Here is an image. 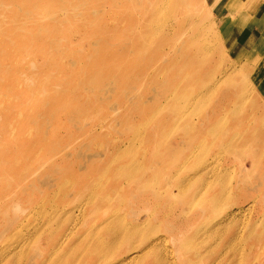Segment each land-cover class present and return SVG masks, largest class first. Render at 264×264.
<instances>
[{
  "label": "rangeland",
  "instance_id": "1",
  "mask_svg": "<svg viewBox=\"0 0 264 264\" xmlns=\"http://www.w3.org/2000/svg\"><path fill=\"white\" fill-rule=\"evenodd\" d=\"M256 1L0 0V264H264ZM136 222L127 247L95 253Z\"/></svg>",
  "mask_w": 264,
  "mask_h": 264
},
{
  "label": "bare ground",
  "instance_id": "2",
  "mask_svg": "<svg viewBox=\"0 0 264 264\" xmlns=\"http://www.w3.org/2000/svg\"><path fill=\"white\" fill-rule=\"evenodd\" d=\"M178 72V71H177ZM177 72H176V74H177ZM197 73V72H196ZM178 75V74H177ZM194 75H195V73H194ZM172 78H173V76H172ZM170 80H172V79H170ZM170 82V81H169ZM172 82V81H171ZM198 86V88L203 92V91H205V90H207V89H209L211 86H208V84L206 85V84H202V83H200V84H198L197 83V85H193V88L194 87H197ZM201 87V88H200ZM190 88V87H189ZM201 91H199V92H197V93H195L196 95H199V93H201ZM242 93V92H241ZM172 95L171 96H169L168 97V99L169 100H174L175 102H176V100H178V99H180L179 97H180V95H173V93H171ZM167 95V94H166ZM240 96H241V94H240ZM181 98H182V96H181ZM204 98V97H203ZM241 98H243V93H242V97ZM240 98V99H241ZM167 99V98H166ZM166 99H164V100H166ZM159 100V99H158ZM157 100V101H158ZM199 100V99H198ZM156 101V102H157ZM168 101V100H167ZM179 101V100H178ZM192 101H194V99L193 100H191L189 103H191ZM155 102V101H154ZM162 103V102H161ZM163 103H165V101L163 102ZM168 103V102H167ZM172 103V102H171ZM196 103H198L197 101H196ZM160 104V103H159ZM176 104V103H175ZM178 104V103H177ZM194 104V103H193ZM237 104V103H236ZM162 105V104H161ZM168 105H171V104H168ZM222 105V104H221ZM150 106V105H149ZM159 106V105H158ZM157 106V107H158ZM164 106V105H163ZM174 106V103H172V107ZM238 106H239V104H238ZM156 107V106H155ZM162 107V106H161ZM165 107H167V105H165ZM170 107V106H169ZM223 107V106H222ZM159 108V107H158ZM158 108H156V110L158 111ZM175 108V107H174ZM223 108H225V107H223ZM258 108V107H257ZM161 109V108H160ZM164 109V108H163ZM169 109V108H168ZM256 109V108H255ZM166 110V109H165ZM165 110H164V112H165ZM149 111V110H148ZM163 111V110H162ZM167 111V110H166ZM182 111H183V108L181 107V108H175L174 110H173V112L174 113H176L175 115H177L178 114V116H176V119L179 117H181L182 115H179V114H182ZM154 112V111H153ZM169 112V111H168ZM148 113V112H147ZM165 114V113H164ZM154 114H152V116H153ZM168 115V114H167ZM175 115H173V118H175L174 116ZM212 115V114H211ZM165 116V115H164ZM169 116V115H168ZM168 116H167V118H168ZM171 117V116H170ZM186 117V116H185ZM209 116L207 115V118H208ZM156 118V117H155ZM172 118V117H171ZM182 119H183V117H182ZM185 119V118H184ZM169 120H170V118H169ZM152 121V120H151ZM163 121V120H162ZM165 121V120H164ZM155 126V125H154ZM155 128V127H154ZM185 128V127H184ZM186 129V128H185ZM188 129H189V127H188ZM191 129V128H190ZM156 130V129H155ZM182 130H183V128H182ZM180 131H181V129H180ZM185 133H187L186 132V130L184 131ZM154 135V134H153ZM152 136V135H151ZM152 138H154V137H151V140H152ZM186 141V140H185ZM187 142H189L190 143V141L188 140ZM173 143V142H172ZM185 145V144H184ZM231 144H229V146H230ZM233 145V144H232ZM231 145V146H232ZM228 146V145H227ZM129 147V146H128ZM166 147V146H165ZM130 148V147H129ZM180 148V147H179ZM126 149V148H125ZM127 151H128V149H126ZM131 150V149H130ZM162 150V149H161ZM164 150H165V148H164ZM166 150H167V148H166ZM177 150V149H176ZM179 150V149H178ZM181 150V149H180ZM212 150V149H211ZM167 152V151H166ZM174 152V151H173ZM171 154V153H170ZM173 154V153H172ZM178 154V153H177ZM168 155V154H167ZM174 155V154H173ZM181 155V154H180ZM176 156V155H175ZM174 156V157H175ZM178 156H179V154H178ZM115 157V156H114ZM167 157V156H166ZM171 157H173V156H171ZM177 157V156H176ZM163 158V157H162ZM165 158V157H164ZM191 158V157H190ZM115 159V158H114ZM168 159H169V157H168ZM187 159V158H186ZM111 162V161H110ZM115 162V161H114ZM187 162V161H186ZM109 164H111V163H109ZM113 164V163H112ZM186 164V163H185ZM105 165H107V163L105 164ZM202 166V165H201ZM58 167V166H57ZM108 167V166H107ZM128 168L126 169V170H122V173L123 172H126L125 174H123V175H127V176H129V177H132V176H134L135 177V175H133V170L135 171V167L134 166H132V165H128L127 166ZM196 167V166H195ZM195 167H193V168H195ZM197 167H199V166H197ZM59 168V167H58ZM96 169V168H95ZM103 169H105V171H106V168H103ZM189 170V169H188ZM191 170H192V168H191ZM98 171V170H97ZM101 171H102V169H101ZM104 171V170H103ZM158 171V170H157ZM202 171V170H201ZM100 172V171H99ZM193 172V171H192ZM95 173V172H94ZM142 173V172H141ZM146 173V172H145ZM179 173V172H178ZM122 175V176H123ZM142 175V174H141ZM140 175V176H141ZM144 175V174H143ZM218 175V174H217ZM153 176V175H152ZM200 177H202L201 176V174L199 175ZM181 177V176H180ZM196 177H197V175H196ZM195 177V178H196ZM137 178H139V177H137ZM136 178V179H137ZM141 178V177H140ZM198 178V177H197ZM202 178H204V177H202ZM178 180H180L179 178H178ZM203 181H204V179H203ZM184 182L185 183H187V182H189L188 181V178H185L184 179ZM193 182V181H192ZM125 183V182H124ZM167 182L165 181V184H166ZM129 184V183H128ZM179 184V183H178ZM136 185V184H135ZM134 185V186H135ZM142 185V184H141ZM166 186V185H165ZM199 186V185H198ZM145 187V186H144ZM138 188V187H137ZM141 188H143V187H141ZM183 188V187H182ZM136 189V188H135ZM140 190V189H139ZM87 191V190H86ZM138 191V190H137ZM143 191V190H142ZM227 191H229V190H227ZM238 191V190H237ZM195 192H196V190H195ZM194 192V193H195ZM88 193V192H87ZM98 193V192H97ZM140 193V192H139ZM198 193V192H197ZM83 194V193H82ZM85 194V193H84ZM136 194V193H135ZM154 194V193H153ZM202 194H203V192H202ZM227 194H229V192H226V195ZM92 195V194H91ZM196 195V194H195ZM198 195V194H197ZM226 195L225 196H223V197H226ZM134 196V195H133ZM201 196V195H200ZM102 197V196H101ZM131 197V196H130ZM141 197V196H140ZM197 197H199V196H197ZM137 198H138V195H137ZM136 198V199H137ZM151 198V197H150ZM206 198H208V199H210V200H214L215 201V199H216V197L215 196H206ZM140 199V198H139ZM154 199V198H153ZM191 200H194V198L192 199V197H191ZM112 201H114V200H112ZM138 201V200H137ZM142 201V200H141ZM153 201V200H152ZM155 201V200H154ZM221 202V201H220ZM145 203V202H144ZM223 203V202H222ZM222 203H220V204H222ZM128 204V203H127ZM139 204V203H138ZM228 204V203H227ZM88 206V205H87ZM139 206V205H138ZM224 206V204L223 205H221V207H223ZM229 206V205H228ZM220 207V208H221ZM106 208V207H105ZM116 208V207H115ZM229 208V207H228ZM117 209V208H116ZM190 210V209H189ZM188 210V211H189ZM236 211H238V209H234V210H231L230 211V213L228 214V217L227 218H229V216H233V214L236 212ZM101 214V213H100ZM203 215V214H202ZM218 215V214H217ZM221 215V214H220ZM219 215V216H220ZM90 216V215H89ZM119 216V215H118ZM205 217V216H204ZM225 217V216H224ZM237 217V216H236ZM84 218V217H83ZM117 218V217H116ZM120 218V217H119ZM200 218H201V216H200ZM231 218H233V217H231ZM235 220H236V218H234ZM234 219H232V220H234ZM106 220V219H105ZM110 220H111V222L112 221H114V219H112L111 217H110ZM213 220V219H212ZM229 220H230V218H229ZM229 220H226V221H229ZM202 221V220H201ZM243 221V220H242ZM246 221V220H245ZM223 222V221H222ZM232 222H234V221H232ZM231 222V223H232ZM246 222H248V219H247V221ZM226 223V222H225ZM228 223V222H227ZM251 223V222H250ZM250 223H248V226L249 225H251ZM50 224V223H49ZM62 224V223H61ZM61 224H60V226H59V228L61 227ZM112 224H113V222H112ZM222 224V223H221ZM235 224H237V223H235ZM46 225H47V223H46ZM59 225V224H58ZM63 225V224H62ZM89 225V224H88ZM143 225V224H142ZM142 225H140L139 223H135V224H130V223H128V224H121V225H119V229H117V228H115L114 226V228H115V230H114V228L112 227V229L115 231V233L116 234H114V235H117V237H114L113 236V239L112 240H114V238H115V240L114 241H112L109 245H105L104 246V244H102L103 242H101L99 239H98V243L97 244H99V245H95L94 244V246H98V247H96V252L95 253H104V254H102V257L103 258H107V256H108V251H113V250H117V249H121L122 247H125V245H126V247H127V242H125V243H123L122 241L123 240H128V242H129V237H131L133 234L134 235H138V237L140 236V231H141V227L140 226H142ZM220 223L218 224V227L216 226V229H213L212 231H216V233H217V229L219 228V230H220ZM224 225V224H223ZM226 225V224H225ZM225 225L224 226H222V227H225ZM233 225V224H232ZM240 225H241V223H240ZM48 226V225H47ZM228 226V225H227ZM234 226V225H233ZM236 226V225H235ZM247 226V225H246ZM49 227V226H48ZM100 227V226H99ZM106 227V226H105ZM104 226H103V228H105ZM108 227V226H107ZM213 227V226H212ZM242 227H244V225L242 226ZM47 228V227H46ZM59 228H57L56 230H58ZM91 228H93V227H91ZM215 228V227H214ZM227 228V227H226ZM225 228V229H226ZM234 228V227H233ZM235 228H237V227H235ZM48 229V228H47ZM96 229V228H95ZM117 229V230H116ZM225 229H223L224 231H225ZM42 230H43V228H42ZM46 230V229H45ZM44 230V231H45ZM218 230V231H219ZM222 230V229H221ZM223 230H222V232H223ZM106 231H108V230H106ZM110 231H111V229H110ZM173 231V230H172ZM208 231V230H207ZM210 231V230H209ZM211 231V232H212ZM237 231V230H236ZM54 232V231H53ZM62 232V231H61ZM104 232V231H103ZM109 232V231H108ZM111 232H113V231H111ZM142 232V231H141ZM221 232V231H220ZM221 232V233H222ZM235 232V231H234ZM44 233H46V232H44ZM48 233H49V229H48ZM54 233H56V231L54 232ZM54 233H52V234H54ZM106 234H108L107 232H105ZM205 233H208V238L210 237L209 236V234H210V232H205ZM213 233V232H212ZM226 233V232H225ZM236 233V232H235ZM235 233H233V234H235ZM242 233V232H241ZM92 234V233H91ZM110 234V233H109ZM220 234V233H219ZM218 233H217V235H219ZM224 234V233H223ZM40 235V234H39ZM111 235H113V233H111ZM205 235V234H204ZM240 235V234H239ZM42 236V235H41ZM46 236H48V234H46ZM142 236H144V235H142ZM146 236V235H145ZM196 236V235H195ZM233 236V235H232ZM193 237V236H192ZM204 237V236H203ZM202 236H201V238H203ZM206 237V236H205ZM214 237V236H213ZM216 237V236H215ZM220 237V236H219ZM97 238V237H96ZM142 238V237H141ZM161 238V237H160ZM201 238H199V240L201 239ZM212 238V237H211ZM234 237H232V239H233ZM46 239V238H45ZM44 239V240H45ZM145 239V238H144ZM193 239H195V237L193 238ZM196 239H198L197 237H196ZM196 239H195V241H196ZM204 239V238H203ZM205 239H207V238H205ZM204 239V240H205ZM213 239V238H212ZM231 239V238H230ZM54 240V239H53ZM53 240H46V243H47V245H52L53 246V244H54V242L55 241H53ZM83 240V239H82ZM131 240V239H130ZM141 240V239H140ZM142 240H143V238H142ZM146 240V239H145ZM159 240V239H158ZM203 240V241H204ZM234 240H235V238H234ZM103 241V240H102ZM144 241V240H143ZM155 241V240H154ZM190 241H192L193 242V240H189V242ZM200 241H202V239L200 240ZM200 241H199V243L196 241V243H198V245L200 244ZM217 241H219V240H217ZM85 241H83V243H84ZM95 242V241H94ZM138 242V241H137ZM146 242V241H145ZM191 242V243H192ZM61 243V242H60ZM81 243V245H82V242H80ZM89 243V245H90V243H92V242H88ZM152 243V242H151ZM195 242H194V246H196L197 244H196ZM205 243V242H204ZM203 243V244H204ZM209 243H211V242H209ZM216 243H218V242H216ZM229 243V242H228ZM227 243V244H228ZM76 244V243H75ZM124 244V245H123ZM154 244V243H153ZM156 244H157V242H156ZM214 244V243H213ZM244 244H245V242H244ZM74 245V244H73ZM88 245V246H89ZM138 245H140V243L138 244ZM144 245V244H143ZM211 245H212V243H211ZM216 244H214V246H215ZM77 247H78V243H77V245H76ZM83 246V245H82ZM94 246H92L93 247V249H94ZM192 246H193V244H192ZM201 246V245H200ZM213 246V247H214ZM242 246H243V244H242ZM74 247V246H73ZM79 247H81L80 245H79ZM90 247H91V245H90ZM138 247V246H137ZM212 247V248H213ZM224 247H225V245H224ZM228 247V246H227ZM252 247V246H251ZM82 248V247H81ZM80 248V249H81ZM132 248V247H131ZM135 248H136V246H135ZM148 248V247H147ZM152 248V247H151ZM190 248H193V247H190ZM206 248H208V246L206 247ZM71 249L73 250V248L71 247ZM97 249H100V250H97ZM130 249V248H129ZM137 249V248H136ZM194 249V248H193ZM199 249V248H198ZM198 249H196V251L198 250ZM210 249V248H209ZM134 250V249H133ZM149 250V249H148ZM192 250V249H191ZM208 250V249H207ZM223 250V249H222ZM226 250H227V248H226ZM250 250V249H249ZM54 252V251H56V248L55 249H51L50 251H48V252ZM76 251V250H75ZM87 250H85L84 252V254H88L89 252H91L90 250H89V252H86ZM94 251L95 250H93L92 251V253H94ZM126 251H128V249L126 250ZM131 251H132V249H131ZM138 251V250H137ZM142 251V250H141ZM206 251V250H205ZM42 252V251H41ZM72 252V251H71ZM77 252V251H76ZM76 252H74V253H76ZM130 252V251H129ZM136 251L134 250V252H133V254L135 253ZM203 252H204V250H203ZM224 252V251H223ZM226 252V251H225ZM92 253H90V254H92ZM94 253V254H95ZM146 253H147V251H146ZM194 253V252H193ZM205 253V252H204ZM203 253V254H204ZM211 253V252H210ZM209 253V254H210ZM68 254V253H67ZM107 254V255H106ZM143 254V253H142ZM148 254V253H147ZM195 254V253H194ZM201 254V253H200ZM217 254V253H216ZM242 254V253H241ZM45 255V254H44ZM71 255H72V253H71ZM98 256H99V254H97ZM101 255V254H100ZM106 255V256H105ZM143 255H145V254H143ZM193 255V254H192ZM199 255V254H198ZM220 255V254H219ZM219 255H218V257H219ZM67 255H63L62 257H60V258H57V259H52V258H50V259H48L47 261H45V258L47 257H44L43 259H41L39 262H37L36 264H75L77 261L79 262V258L75 255H73V257L72 258H69V260L67 259V257H66ZM84 256V255H83ZM83 256H81V257H83ZM88 256V255H87ZM118 256V255H117ZM133 256V255H132ZM140 256V255H139ZM153 256V255H152ZM155 256V255H154ZM224 256V255H223ZM68 257H70V256H68ZM111 257V256H110ZM128 256H124V255H122V257L121 258H119V259H117L116 260V263H121V262H123L124 260H127L126 258H127ZM135 257V256H134ZM142 257V256H141ZM193 257H195V256H193ZM202 257V256H201ZM200 256H199V259L201 258ZM217 257V259H220V258H218ZM102 258V259H103ZM129 258V257H128ZM131 258V257H130ZM152 258H154V257H152ZM233 258V257H232ZM231 258V259H232ZM47 259V258H46ZM135 259H137V258H135ZM134 259V260H135ZM179 259V258H178ZM198 259V260H199ZM228 259V258H227ZM159 260V259H158ZM187 260V259H186ZM216 262H217V260L216 259H214ZM236 260V259H235ZM130 261H131V259H130ZM129 261V262H130ZM141 261V260H140ZM200 261V260H199ZM199 261H196V263L197 262H199ZM219 261V260H218ZM132 262V261H131ZM155 262V261H154ZM157 262H160V261H156L155 263H157ZM180 262V261H179ZM190 262V261H189ZM195 262V261H194ZM109 263V262H108ZM126 262H124V264H125ZM161 263V262H160ZM177 263V262H176ZM190 263H192V262H190ZM234 263H235V261H234ZM234 263H232V264H234ZM106 264V263H105ZM129 264V263H128ZM170 264V263H169ZM180 264V263H179ZM189 264V263H188Z\"/></svg>",
  "mask_w": 264,
  "mask_h": 264
},
{
  "label": "crops",
  "instance_id": "3",
  "mask_svg": "<svg viewBox=\"0 0 264 264\" xmlns=\"http://www.w3.org/2000/svg\"><path fill=\"white\" fill-rule=\"evenodd\" d=\"M246 16H247L246 18H249L248 23L250 24V27L248 28V30L250 31V34L252 36V39H251L252 42L249 45V51H250L252 49V46H254L257 40H259L261 37L264 38V1L257 0L255 2L254 8H252L250 13ZM263 48L260 47V48L254 49L255 51H253L252 49V52L256 53L258 56L256 60L258 59L264 60Z\"/></svg>",
  "mask_w": 264,
  "mask_h": 264
}]
</instances>
